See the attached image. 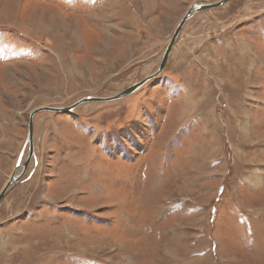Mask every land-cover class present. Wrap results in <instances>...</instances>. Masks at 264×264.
I'll return each mask as SVG.
<instances>
[{"label": "rangeland", "instance_id": "374dc122", "mask_svg": "<svg viewBox=\"0 0 264 264\" xmlns=\"http://www.w3.org/2000/svg\"><path fill=\"white\" fill-rule=\"evenodd\" d=\"M220 1L0 0V194L33 111L142 82ZM34 125L0 264H264V0L193 16L132 95Z\"/></svg>", "mask_w": 264, "mask_h": 264}, {"label": "water", "instance_id": "95a60500", "mask_svg": "<svg viewBox=\"0 0 264 264\" xmlns=\"http://www.w3.org/2000/svg\"><path fill=\"white\" fill-rule=\"evenodd\" d=\"M232 0H221L218 3L215 4H204V3H198L194 6H192L184 15V17L182 18V20L180 21V23L178 24L172 39L170 40L169 45L167 46L162 62L160 64V67L158 68V70L152 74L151 76H149L148 78H146L145 80H143L140 83H137L135 85H133L132 87L128 88L126 91L122 92L121 94L115 96V97H110V98H97V97H87L81 101H79L78 103H76L75 105H73L70 108H52V107H43V108H39L35 111L32 112L30 119H29V125H28V137H27V141L26 144L24 146V150L20 156V160L18 162V165L15 169V173L14 176L11 177V179L9 180V182L7 183V185L5 186V188L3 189V191L0 194V207L2 206L3 202L5 201L6 197L8 196V194L10 193V191L13 189L12 187L15 186L19 180V178L16 176V172L21 170V169H26L28 168V165L30 163V161L33 159V157L35 156V148H34V136H35V125H34V120L35 117L40 114V113H71L74 110H76L77 108L88 104V103H92V102H97V103H111V102H117L120 101L130 95H132L133 93L137 92L138 90H140L141 88H143L148 82H150L151 80H153L154 78L158 77L167 67L168 62L171 58V55L173 53V50L175 48L176 42L179 39L181 32L183 30V28L186 26V24L188 23V21L195 16L196 14L205 12V11H209V10H215L221 7L226 6L228 3H230ZM29 147V153H28V159L26 161L25 164L22 163L25 151L27 150V148ZM19 184V183H18Z\"/></svg>", "mask_w": 264, "mask_h": 264}, {"label": "crops", "instance_id": "0c3cea01", "mask_svg": "<svg viewBox=\"0 0 264 264\" xmlns=\"http://www.w3.org/2000/svg\"><path fill=\"white\" fill-rule=\"evenodd\" d=\"M205 116V115H204ZM25 146V145H24ZM23 149L22 150H24V147H22ZM20 151V153L18 154V156H17V158H16V160H15V167H14V169H16V167H17V165H18V162H19V160H20V156H21V154H22V152L23 151ZM26 160V159H25ZM32 160H34V166L32 167L31 165V170L30 171H28L27 173H28V177H27V180H29V179H31V178H33L34 176H35V174H36V171H37V167H38V161H37V157H33V159ZM31 160V161H32ZM23 161V160H22ZM33 165V164H32Z\"/></svg>", "mask_w": 264, "mask_h": 264}, {"label": "bare ground", "instance_id": "6f19581e", "mask_svg": "<svg viewBox=\"0 0 264 264\" xmlns=\"http://www.w3.org/2000/svg\"><path fill=\"white\" fill-rule=\"evenodd\" d=\"M145 80V79H144ZM195 106V105H194ZM256 176V175H255Z\"/></svg>", "mask_w": 264, "mask_h": 264}]
</instances>
